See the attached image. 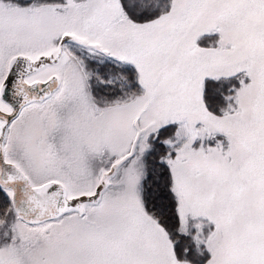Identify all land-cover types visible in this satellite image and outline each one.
Returning <instances> with one entry per match:
<instances>
[{
	"label": "snow or ice",
	"instance_id": "snow-or-ice-1",
	"mask_svg": "<svg viewBox=\"0 0 264 264\" xmlns=\"http://www.w3.org/2000/svg\"><path fill=\"white\" fill-rule=\"evenodd\" d=\"M0 264H264V0H0Z\"/></svg>",
	"mask_w": 264,
	"mask_h": 264
}]
</instances>
